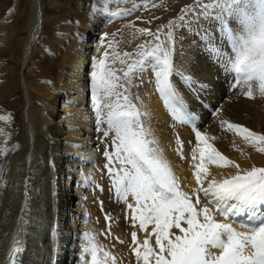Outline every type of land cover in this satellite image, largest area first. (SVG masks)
<instances>
[{
    "label": "snow or ice",
    "instance_id": "6c2138e0",
    "mask_svg": "<svg viewBox=\"0 0 264 264\" xmlns=\"http://www.w3.org/2000/svg\"><path fill=\"white\" fill-rule=\"evenodd\" d=\"M111 2L104 0L102 8L93 4V14L117 18L130 15L138 7L133 3L131 8L111 11L108 7ZM143 6L147 8L148 4ZM185 28L194 33L190 47L232 77L230 88H239L249 99L255 98L256 93L264 98V0H194L192 5L181 9L176 20H170L155 32L137 28V33L152 39L137 45L134 53L115 51L114 41L109 40L108 48L113 51L110 53L106 48L101 58L94 61L89 75L96 130L102 131L105 139L113 134L112 151L107 144L103 151L107 161L104 169L118 198L126 202L132 197L134 204L127 207L132 212L133 225L138 223L141 231L152 225L142 244L136 232L131 234L133 253L142 264H264V167L241 169L225 157L210 142L216 137L198 130L196 117L180 99L174 78H179L188 88L197 84L207 87L194 79L191 69L183 62L178 64L174 60L178 54L177 29ZM106 36L101 38L102 46ZM183 39L181 35L180 40ZM117 62L122 66L119 69L114 67ZM148 73L154 77L156 91L173 119L192 125L196 140L193 160L198 153L199 163L193 165L198 188L191 195L180 189L171 166L155 146L157 141L151 138L152 133L142 119L147 112L133 103L135 80L142 83ZM135 100L139 101L140 97L135 96ZM0 120L10 121L11 117L0 116ZM220 124L224 131L240 136L256 152L264 153V135L225 119ZM0 136L7 139L3 129ZM9 151L0 147V155ZM177 151L183 159L182 143ZM208 165L234 167L236 173L219 180L209 178L212 174ZM200 194L214 211L207 206L199 207ZM27 199L26 189L25 208ZM216 214L226 220L246 215L249 224L245 230L237 231L231 223L218 221ZM105 218L110 220L109 216ZM52 235L59 237L60 233L53 228ZM153 236L155 247L150 243ZM59 250L57 243L53 251ZM24 252L25 248L17 242L8 254L9 264H23L20 256ZM52 264L57 261L53 259ZM77 264H117V261L96 242L92 233L85 232Z\"/></svg>",
    "mask_w": 264,
    "mask_h": 264
},
{
    "label": "bare ground",
    "instance_id": "6f19581e",
    "mask_svg": "<svg viewBox=\"0 0 264 264\" xmlns=\"http://www.w3.org/2000/svg\"><path fill=\"white\" fill-rule=\"evenodd\" d=\"M180 2H184L183 5L179 9L177 7L172 10V7ZM189 3L192 5L194 0H177V2L162 0L157 6V15H165L164 20L149 24L129 22L128 19L120 21L116 26L118 35L113 36L109 32L110 37L118 39L120 48L123 47L122 37L129 31L140 37L139 44L151 40L152 37L139 34L136 29L148 28L155 32L158 28L167 25L170 20H176L181 15V9ZM45 22L43 0H31L19 69L22 78L21 98L14 102L0 93V101L2 100L7 106L13 103L21 105L23 111L20 130L12 139L7 136L4 141L3 137H0V144L11 140L7 143L10 151L6 155H0V264L6 261L9 251L17 246V242L25 248V252L22 253L23 264H52L53 259L57 264H77L85 232L92 233L96 242L103 245L105 250L115 257L118 247L116 246V251L113 250L110 241L106 240L104 218L101 217L103 213L100 214L98 200H94V197L99 199V196L103 199L104 194L98 196L100 192L97 191V186L95 187L104 183L103 174L106 170L99 150L100 143L104 140L111 141V134L105 139L103 132L96 130L95 116L91 107V88L86 85L94 61L100 59V54L97 53L99 50L95 51L96 53L93 50L85 53L84 46L90 49L89 45H76L68 54L67 62L64 63L51 91L41 83L30 86L31 82L29 84L25 82L24 73L29 68L28 61L32 52L38 47L40 41L38 39L43 34ZM130 24L133 26H128ZM92 32L99 35L97 28L89 30V33ZM181 35L184 37L182 41ZM176 36L178 54L174 56V60L178 64L183 62L191 69L194 79L207 85L201 88L197 84L188 88L179 81V78H174L180 99L196 117L198 130L209 137H216L215 140L210 141L213 146L225 157L239 164L241 169H250L252 166L264 167V153L256 152L240 136L224 131L220 124V120L225 119L264 135V98L256 93L255 98L249 99L241 94L239 88H230V83L234 82L232 77L224 73L209 58L190 47L194 33H189L186 28L177 29ZM95 47H100V40ZM107 50L110 53L113 51L112 48ZM132 51L129 52L134 53L136 49ZM193 52L194 55L189 54ZM118 65L121 68L118 62L116 68L119 69ZM143 81L144 86H140L141 92L132 93L133 103H136L142 112H147V116L142 119L145 127L152 133L151 138L157 141L155 146L160 149L163 158L171 166L180 189L191 195L193 190L198 188L193 176V165L199 163L198 153L197 159L193 160L196 140L192 125L173 119L169 108L156 91L154 77L150 73L143 76ZM137 95L140 97L139 101L135 100ZM103 127L106 128V125ZM181 143L183 159L177 151ZM208 168L212 174L209 178L215 177L217 180L236 173V169L230 166L208 165ZM89 176L91 179H86ZM26 189L27 208H25ZM88 189L91 192L87 191ZM113 190L112 196L115 193ZM192 199L195 200V197L193 196ZM200 199L199 207L207 206L213 209L202 194ZM216 219L231 223L237 231L245 230V226L249 224L246 215L242 222L229 221L218 214ZM53 228L60 233L59 237L52 235ZM123 229L125 230L123 233L127 236V239L123 237L127 240L125 243L128 245V252L126 255H120V261L118 260L120 257L117 256V264H142L133 253L131 234L136 232L137 239L142 244L152 225L148 226L147 231H141L138 223ZM174 231L178 233V230ZM57 243L60 250L54 252ZM150 243L155 247L154 236L150 239Z\"/></svg>",
    "mask_w": 264,
    "mask_h": 264
},
{
    "label": "rangeland",
    "instance_id": "374dc122",
    "mask_svg": "<svg viewBox=\"0 0 264 264\" xmlns=\"http://www.w3.org/2000/svg\"><path fill=\"white\" fill-rule=\"evenodd\" d=\"M161 1L162 0H112V2L108 5L111 11L131 8L133 3L137 4L138 7L128 16L111 18L106 14H93L92 12L93 4H95L97 8H102L104 6V0H43V11L45 14L46 22L44 24L43 34L41 35L40 39H38L40 40L38 43V47L34 49L28 61L29 68L26 69L27 71L25 70L24 73L25 82H28V84L31 82L29 84L30 86L41 83L44 87L50 89L51 91L53 85L59 78V73H61L60 71H62L64 63L67 62L68 54L73 51L76 45H89L90 49H86L84 46L83 50L85 53L91 50H93L94 52L99 50V52L97 53L100 54V58L104 53L103 51H105L106 48L108 49L109 40L114 41L113 47L117 52H129L131 50H133L132 52H134V49H136L137 45H139L140 37L136 36L131 31L126 32L121 39V46L123 47L120 48L118 47V39L110 37L109 32L118 35L119 31L116 26L119 25L120 21H126L127 19L129 22H144L146 24L164 20L165 15H157V6L161 4ZM175 2H177V0H175ZM184 2H180L178 5L173 6L172 10L177 7L179 9ZM145 3L148 4L147 8L143 6ZM30 4L31 0H0V93H3V95L6 96L8 100H13L14 102L21 98L20 80H22V78H20L19 69L21 63L22 43L27 31ZM153 4L156 5V7H152ZM189 5H191V3H189ZM166 9H168V6H166ZM100 22L102 23L100 24ZM96 28L99 32V35H96L93 32L89 33L90 29ZM104 34H107V36L105 37L102 46L101 38L104 36ZM98 40H100V47L96 48L95 44L98 42ZM114 67H116V64L114 65ZM118 68H120L119 65ZM143 82L141 83L140 80H135V84L137 85V87H134L132 89V93H140V86H144ZM86 85L87 87H90L89 78L86 81ZM7 99L5 101L6 103L8 102ZM33 104L34 99L32 100V105ZM22 114L23 111L21 105H16L15 103H13L11 106H7V104H4L2 100L0 101V116L11 117L10 121L0 120V129L4 130L7 136L10 137L9 139H12L13 135H15L20 130L22 125ZM0 137H3V140L6 141L4 136ZM10 141L11 140H7V142L1 143L0 147L7 148V143ZM106 144L108 146V150L111 152V141L109 142L104 140L100 143L101 147H99V150L102 153V160L105 163L107 161L103 155V151ZM104 171V183H101L102 185L100 184V189L99 187H97V191L100 192L98 196L101 193H104L103 199L99 196V199L94 197V200H98L99 204L97 203V205L100 206V214L102 215L103 213V216L101 217L104 218L103 220L105 223V228H108L107 230L105 229V236H107L106 240L108 242L110 241L109 243L112 244L113 250H115L116 246H118L116 248L117 252L115 253V255L116 258L120 257L118 258V260L120 261L121 256L126 255L128 252V245L127 243H125L127 242V240H125L123 237L125 236V234L123 233L125 230L123 228H129L131 225H133L132 219L130 218L132 212L127 207V204H134V201L131 196H129L130 198H127L126 202L120 200L115 190H113V192L115 193H113L112 196L113 188L111 180L107 174V170ZM96 186L97 185H95V187ZM107 186L108 189H106ZM90 189H88L87 191H89ZM91 190L89 192H91ZM105 194L108 197L105 196ZM130 199L132 201H130ZM105 200H107L108 202H106ZM102 205H104L105 207L103 206V208H101ZM114 206L116 208L118 207L117 211ZM123 210L125 213L123 212ZM123 215L127 216V219L125 216L123 217ZM106 216H109L110 220H106ZM129 219L131 220V222H129ZM127 220L129 223L127 222ZM118 224H120V228L117 226ZM129 224L131 225L129 226ZM125 225L128 227H126ZM109 232L111 233L110 235L108 234ZM116 236H118L120 239L116 240ZM125 237L127 239V236Z\"/></svg>",
    "mask_w": 264,
    "mask_h": 264
},
{
    "label": "water",
    "instance_id": "95a60500",
    "mask_svg": "<svg viewBox=\"0 0 264 264\" xmlns=\"http://www.w3.org/2000/svg\"><path fill=\"white\" fill-rule=\"evenodd\" d=\"M40 26V25H39ZM21 210V209H20ZM20 210H19V212H20ZM11 251V250H10ZM9 251V252H10ZM9 254V253H8ZM4 264H9V260H8V257H7V259H6V261L4 262Z\"/></svg>",
    "mask_w": 264,
    "mask_h": 264
}]
</instances>
